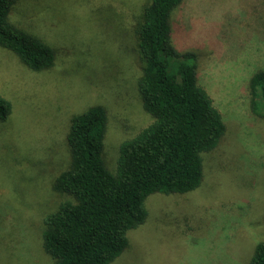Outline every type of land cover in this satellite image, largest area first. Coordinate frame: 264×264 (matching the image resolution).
<instances>
[{"label": "rangeland", "instance_id": "rangeland-1", "mask_svg": "<svg viewBox=\"0 0 264 264\" xmlns=\"http://www.w3.org/2000/svg\"><path fill=\"white\" fill-rule=\"evenodd\" d=\"M149 0H19L11 19L55 51L43 71L0 46V264H52L44 218L69 198L53 189L71 163L72 118L92 105L108 114L104 157L116 171L120 146L152 122L142 105L135 26ZM172 43L198 55V82L227 129L203 154L201 185L151 194L148 217L128 232L110 264H251L264 239V119L249 81L264 68V0H182Z\"/></svg>", "mask_w": 264, "mask_h": 264}, {"label": "trees", "instance_id": "trees-1", "mask_svg": "<svg viewBox=\"0 0 264 264\" xmlns=\"http://www.w3.org/2000/svg\"><path fill=\"white\" fill-rule=\"evenodd\" d=\"M19 0H0V46L35 71L51 68L55 51L39 36L12 21ZM182 0H149L136 23L142 60L138 91L152 122L122 142L116 171L104 157L108 114L92 105L72 118L67 136L70 166L54 180L68 195L44 218L42 242L52 264H110L128 247V232L145 223L147 198L154 193L185 194L202 183L203 154L226 133L222 113L198 82V55L172 43L170 18ZM251 107L264 119V68L249 81ZM12 112L0 95V120ZM251 264H264V239Z\"/></svg>", "mask_w": 264, "mask_h": 264}]
</instances>
